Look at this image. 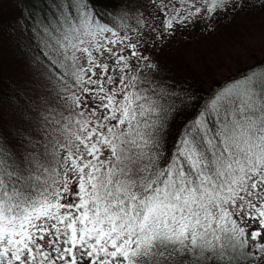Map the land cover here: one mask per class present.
<instances>
[{"label":"snow or ice","instance_id":"snow-or-ice-1","mask_svg":"<svg viewBox=\"0 0 264 264\" xmlns=\"http://www.w3.org/2000/svg\"><path fill=\"white\" fill-rule=\"evenodd\" d=\"M16 3L19 30L39 37L29 45L30 67L56 103L36 121L31 97L9 84L14 119H0V264H259L264 64L201 103L153 76L157 65L145 52L157 27L145 28L135 0ZM149 3L169 34L237 6Z\"/></svg>","mask_w":264,"mask_h":264},{"label":"trees","instance_id":"trees-1","mask_svg":"<svg viewBox=\"0 0 264 264\" xmlns=\"http://www.w3.org/2000/svg\"><path fill=\"white\" fill-rule=\"evenodd\" d=\"M6 2L0 0V82H2L0 119L8 126L14 119L9 101V84L19 86L22 94L31 97L35 110L30 115L36 121L39 120L41 111L46 110L48 105L55 104L56 100L54 93L45 87V82L39 77V71L30 67L31 57L35 53L31 51L29 45L31 43L34 47L39 42V37L30 41L32 33L27 30L22 33L19 30L16 21L20 16V7L17 6L16 0ZM25 3L31 6V0H25ZM251 3L247 33L238 40L228 41L221 55L217 52L210 58L211 65L204 61L202 65L204 72L198 75V72H193L186 62L179 63L178 69L171 63L164 67L159 63L157 65L160 67L158 73L160 78L155 79L187 90L188 93L202 98V103L227 82L240 78L256 65L264 64V0H253ZM186 116V113H182L177 117L172 126L173 136L178 133ZM249 264L257 262L250 261ZM259 264H264V259Z\"/></svg>","mask_w":264,"mask_h":264},{"label":"rangeland","instance_id":"rangeland-1","mask_svg":"<svg viewBox=\"0 0 264 264\" xmlns=\"http://www.w3.org/2000/svg\"><path fill=\"white\" fill-rule=\"evenodd\" d=\"M4 1L6 2V0ZM251 1L253 0H236L237 6H229L210 16L201 15L187 23L186 26H177L169 34L162 33L158 28L157 17L163 19L158 9L154 8L149 0H135L136 3L142 5L141 10L146 21L145 28L147 29L149 24L157 27L156 32L149 33L150 39L146 45L148 50L145 55H148L156 65L161 63L163 67L171 63L178 69L179 63L186 62L187 66L193 72H198L199 75L204 72V66H202L204 61H208V64L211 65L210 58L214 57L213 55L217 52L218 55H221L225 51L228 41L238 40L247 33ZM175 2L179 4V0H175ZM171 7L169 4V10ZM189 7H191L190 3ZM120 15H124V13H120ZM113 22L119 24V16ZM124 24H135V20L127 19ZM159 70L160 67L157 65V71L153 73L155 78H160Z\"/></svg>","mask_w":264,"mask_h":264}]
</instances>
